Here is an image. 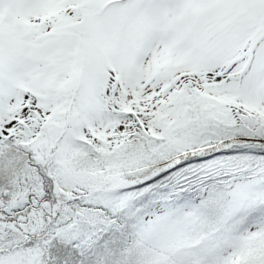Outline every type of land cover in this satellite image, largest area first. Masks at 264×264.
I'll return each mask as SVG.
<instances>
[{"label": "snow or ice", "instance_id": "1", "mask_svg": "<svg viewBox=\"0 0 264 264\" xmlns=\"http://www.w3.org/2000/svg\"><path fill=\"white\" fill-rule=\"evenodd\" d=\"M0 264H264V0H0Z\"/></svg>", "mask_w": 264, "mask_h": 264}]
</instances>
